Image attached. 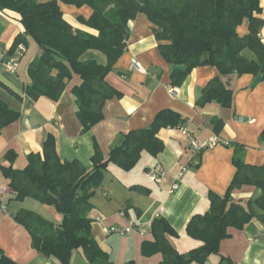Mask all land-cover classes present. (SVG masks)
Masks as SVG:
<instances>
[{
  "label": "crops",
  "instance_id": "0c3cea01",
  "mask_svg": "<svg viewBox=\"0 0 264 264\" xmlns=\"http://www.w3.org/2000/svg\"><path fill=\"white\" fill-rule=\"evenodd\" d=\"M261 5L264 9V0ZM60 6L64 17L74 27L97 33L78 21L79 16L88 18L92 14L90 6L77 7L63 2ZM129 25L125 52L107 76L120 95L108 99L103 108V120L83 132L72 92L81 82L80 76L73 74L58 101L46 96L33 100L24 94V87L31 83L29 64L40 54V48L28 36V44L21 43L26 46L23 52L17 48L14 54H9L16 36L24 29L17 14L0 11V51L3 53L0 80L23 95V99L18 100L0 85V97L21 112L18 120L1 130L0 165L10 164L6 154L13 150L16 153L13 167L25 168L28 154H42L43 145L52 134L62 161L78 159L91 169L94 141L106 157L111 147L120 142L123 133L149 126L156 114L167 108L188 117L184 126L197 140L219 139L214 147L196 153L188 146V137L181 127L162 128L158 136L164 141L165 149L158 155L143 150L140 160L129 171L110 163L103 183L90 200L93 205L91 234L105 256L90 262L79 248L73 250L70 264H159L161 253L142 254V243L154 240L152 222L158 217H165L178 233L177 236L167 235L170 243L180 253L190 252L203 242L188 235L187 225L195 214H204L210 209V191L220 195L227 191L237 171L236 144L244 147L246 163L264 164V79L253 87L257 77L253 74L223 77L233 90L232 106L225 108L216 101L197 106L202 89L220 74L219 69L211 65L195 67L181 85L174 86L172 65L159 50L154 24L146 14L139 13ZM248 25L245 20L238 27L239 33H248ZM261 34L264 42V28ZM244 54L251 59L256 57L250 49H245ZM11 59L18 61L15 73L4 66V61ZM82 59L107 63L106 55L94 49L84 53ZM135 61L145 66L147 72L136 70ZM213 117L224 120L219 134L214 132L210 122ZM152 173L161 181L153 179ZM175 183L178 188L174 189ZM0 187L5 188L0 199V252L18 264H63L58 258L44 255L35 248L30 232L14 216L21 209H30L58 225L64 214L55 205L44 204L33 197L16 199V192L1 169ZM260 193L256 187L244 185L232 195L234 201L246 202ZM97 216L100 220L95 219ZM112 227L132 228V231L129 234L109 232ZM229 233L231 236L221 243L225 255L239 264H264V223L254 219L244 229L229 227ZM203 264L227 263L221 262L219 255H211Z\"/></svg>",
  "mask_w": 264,
  "mask_h": 264
},
{
  "label": "trees",
  "instance_id": "16d2710c",
  "mask_svg": "<svg viewBox=\"0 0 264 264\" xmlns=\"http://www.w3.org/2000/svg\"><path fill=\"white\" fill-rule=\"evenodd\" d=\"M262 0H0V11L19 16L23 32L18 34L9 49L14 54L19 44L34 39L40 54L31 61L28 73L31 83L23 93L37 100L42 96L58 101L73 74L81 82L73 87L77 116L83 132L89 131L104 118L103 108L108 99L120 92L107 80L115 64L125 52L130 35V21L139 13L147 15L154 24V34L163 58L170 64H184L186 70H172V84L179 86L198 66L211 65L220 74L202 89L196 105L205 106L216 101L225 108L233 104V90L223 77L244 74L262 75L264 79V9ZM60 2L77 7L88 5L92 14L78 21L97 33L74 27L65 17ZM248 20V33L242 35L238 27ZM98 50L107 57L103 64L96 59L83 60L88 50ZM250 49L256 55L244 54ZM0 85L18 100L23 95L0 80ZM21 112L12 108L0 97V133L10 123L18 120ZM188 117L167 108L160 110L152 123L121 135L120 142L111 147L105 157L96 141L89 169L78 159L62 161L56 148L55 137L50 134L43 145V153L28 154V165L23 169L13 167L16 153L10 150L6 157L9 165H0L16 199L33 197L44 204L55 205L61 211L56 192L68 193L77 186L75 200L69 214H64L60 224L30 209L19 210L14 218L30 232L32 244L42 254L54 256L63 264H70L73 250L82 248L92 262L105 254L92 237L90 212L91 198L103 183L110 163L122 169H133L143 150L158 155L165 149L158 136L162 128L181 127ZM215 133L224 127V120H210ZM264 136V135H263ZM244 147L236 144L234 163L237 167L224 195L210 191V209L195 214L187 225L189 236L203 242L188 253H180L167 239L177 236V231L165 217L152 222L153 241L142 243V254H162L159 264L206 263L211 255H219L221 262L239 264L221 251V243L229 238V227L244 229L252 220L264 223V164L252 165L244 161ZM244 185L260 190L255 198L234 201L233 191ZM135 189H144L134 187ZM0 264H18L0 252Z\"/></svg>",
  "mask_w": 264,
  "mask_h": 264
},
{
  "label": "built area",
  "instance_id": "2783aa9c",
  "mask_svg": "<svg viewBox=\"0 0 264 264\" xmlns=\"http://www.w3.org/2000/svg\"><path fill=\"white\" fill-rule=\"evenodd\" d=\"M18 49L23 52L26 49V46L24 44H20L18 46ZM0 56L3 57V53H1V51H0ZM4 66L6 67L8 71L15 73L17 71L18 61L15 59L4 61ZM134 68L141 72H147V69L145 68V66H143L139 61H135ZM181 129L183 133L188 137V146L196 153H200L206 148L214 147L218 143L219 139L217 137L211 138L206 141H200V140H197L185 126H181ZM182 174H183V170L179 173V176H182ZM151 176L153 179L159 182L161 181V178L156 173H152ZM173 188L174 189L178 188V184L175 183ZM4 192H5V188L0 187V199ZM95 219L100 220V217L97 216ZM108 231L129 234L132 231V228L120 229V228L112 227V228H109Z\"/></svg>",
  "mask_w": 264,
  "mask_h": 264
},
{
  "label": "water",
  "instance_id": "95a60500",
  "mask_svg": "<svg viewBox=\"0 0 264 264\" xmlns=\"http://www.w3.org/2000/svg\"><path fill=\"white\" fill-rule=\"evenodd\" d=\"M182 70V71H185L186 70V65L184 64H173L172 65V70ZM263 79L262 75H258L252 86H256L261 80ZM76 192H77V186H74L71 191H69L68 193H59V192H56V197L61 205V212L62 214H69L70 211H71V207H72V204L75 200V196H76ZM188 262H183L181 264H187Z\"/></svg>",
  "mask_w": 264,
  "mask_h": 264
}]
</instances>
